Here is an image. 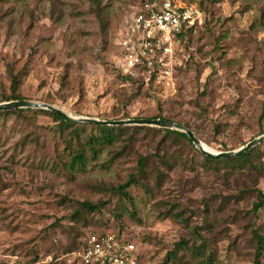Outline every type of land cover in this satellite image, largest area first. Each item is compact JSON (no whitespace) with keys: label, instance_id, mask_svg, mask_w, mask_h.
<instances>
[{"label":"rangeland","instance_id":"374dc122","mask_svg":"<svg viewBox=\"0 0 264 264\" xmlns=\"http://www.w3.org/2000/svg\"><path fill=\"white\" fill-rule=\"evenodd\" d=\"M132 1L0 0V99L14 93L105 120L160 116L214 151L264 134V0H183L201 22L150 72L128 65L115 42ZM34 110L0 117V264H81L73 249L93 229L124 233L139 264H163L172 250L169 264L254 263L264 141L256 168L232 167L205 161L167 128L121 125L72 168L74 149L98 129L77 122L75 137Z\"/></svg>","mask_w":264,"mask_h":264},{"label":"built area","instance_id":"2783aa9c","mask_svg":"<svg viewBox=\"0 0 264 264\" xmlns=\"http://www.w3.org/2000/svg\"><path fill=\"white\" fill-rule=\"evenodd\" d=\"M201 17L196 4L183 0H139L123 9L115 42L131 67L160 71ZM73 254L82 264H139L135 244L112 231L88 233Z\"/></svg>","mask_w":264,"mask_h":264},{"label":"trees","instance_id":"16d2710c","mask_svg":"<svg viewBox=\"0 0 264 264\" xmlns=\"http://www.w3.org/2000/svg\"><path fill=\"white\" fill-rule=\"evenodd\" d=\"M138 1L139 0L132 1V3H136ZM125 7H126V5L121 7V13ZM121 13H120V15H121ZM19 98H21V97L15 95L13 93L9 96H6L3 99H0V102L12 100V99H19ZM30 110L31 109H23V108L11 109V110H0V117L6 116L9 114H20L24 111H30ZM34 112L44 113L46 115L51 116L55 121L59 122V124L61 126H63L61 128L62 130L70 129V134H75L74 136L78 137L79 131L77 129V126L80 123L68 121V120L64 119L57 112L51 111V110L35 109ZM263 115H264V110L261 113V116H263ZM155 118H161V117L157 116ZM82 124H89V123L84 122ZM90 125L96 127L99 131V134L98 135H91L90 137H88V140L85 141L86 146H82V147H78V148L74 149V151H73L74 153L71 154L70 161H69V165L72 168H74L77 164H82L86 160L87 150L94 157V155H96L98 153L99 148L103 144H105V143L111 144L115 140L114 134L112 133L114 130L118 129L121 131L123 129V126H108V125H99V124H95V123H90ZM137 127H142V126L137 125ZM163 130L167 133V135H172L175 138H178V137L185 138L192 145L191 140L187 137V135L185 133L177 131V130H173V129H163ZM201 155L203 156L204 160L209 162V163H224L226 165H231L232 167L247 165L250 168H256L255 162L253 161V159L256 157L255 147H252L251 149L247 150L246 152H244L240 155L231 157V158H210V157H208L202 153H201ZM145 160H146L145 157H140V159L138 160V163H139L141 168L143 167ZM162 160L164 162H166L164 159H162ZM141 173L145 174L143 169H141ZM133 182H135V180L133 178H131L129 181H127L123 185H119L117 189L119 190L120 193L124 194L123 189ZM263 199H264V193H262L261 191H258V201L253 204V210L254 211H256L259 207H261L263 205V203H264ZM80 205L83 208L90 209L91 211L98 209L97 204H91V203L85 202V201L80 202ZM107 231L116 232L118 234L122 233L119 230L115 231V230H110V229H93V230L86 232L83 235H81V237L79 238V241H78L77 245L75 246V248L73 249V251L79 249L82 246L83 240L88 233H90V232H107ZM256 237H257V242H256L257 248H256V253H255L256 256H255L253 264H259V256L261 255V251L264 250L263 237L259 234H256ZM137 258H138V261L141 258V255H140L138 250H137ZM173 259H176L175 250L169 251L167 253L163 264H169V262L172 261Z\"/></svg>","mask_w":264,"mask_h":264},{"label":"water","instance_id":"95a60500","mask_svg":"<svg viewBox=\"0 0 264 264\" xmlns=\"http://www.w3.org/2000/svg\"><path fill=\"white\" fill-rule=\"evenodd\" d=\"M20 108L45 109V110L55 111L58 114H60L64 119L73 122H87V123H95L99 125H109V126L149 125V126H158L162 128L177 130L185 133L187 137L191 140L193 145L202 154L210 158H231L246 152L247 150L251 149L252 147L264 141V134H262L251 139L250 141L246 142L244 145L238 147L237 149L225 150V151H212L205 149L202 145V141L187 126L164 118H126V119L105 120V119H98L87 116H75L64 111L62 108L58 106L37 102L33 100H28V99H14V100L0 102V110H11V109H20Z\"/></svg>","mask_w":264,"mask_h":264},{"label":"bare ground","instance_id":"6f19581e","mask_svg":"<svg viewBox=\"0 0 264 264\" xmlns=\"http://www.w3.org/2000/svg\"><path fill=\"white\" fill-rule=\"evenodd\" d=\"M202 145H203V147H204L205 149L214 151L213 149L207 147L205 144L202 143Z\"/></svg>","mask_w":264,"mask_h":264}]
</instances>
